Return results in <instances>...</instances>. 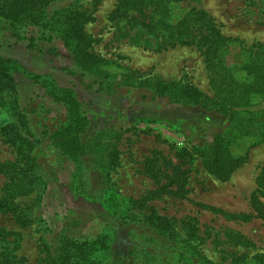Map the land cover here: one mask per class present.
<instances>
[{
  "label": "rangeland",
  "instance_id": "rangeland-1",
  "mask_svg": "<svg viewBox=\"0 0 264 264\" xmlns=\"http://www.w3.org/2000/svg\"><path fill=\"white\" fill-rule=\"evenodd\" d=\"M71 1L65 0L55 8L65 7ZM119 1L85 2L84 8L95 18L87 25L89 34L95 39L94 50L112 61L104 69L119 75L120 81L125 73L136 72L144 78L158 76L166 81L181 80L213 95L202 52L196 47L156 52L155 42L143 31H130L125 20L110 22V14ZM194 7L213 17L228 37L248 46L264 44V0H189L175 8V17L180 19ZM36 35L35 29L29 31V37ZM42 44L44 52L39 53L29 49L28 40L17 41L10 34L0 32V55L18 61L30 72L51 76L62 87L74 88L87 103L98 128L117 132L113 137L117 138L114 143L118 142L121 161L109 184L103 173L104 166L99 167L103 161L108 167V160L103 158L100 164L86 160L87 199L73 190L77 166L45 148L43 161L52 179L41 206H34L36 195L19 196L14 201L21 208H29L32 220L35 218L33 210L37 211L45 224L37 222L21 229L13 213L0 212V252L9 253V261L15 264L41 262L47 257L45 245H55L57 235L65 230L81 239H95L106 229L113 228L117 238L106 264H144L143 254L139 252L147 249L145 246L151 243L148 239L154 232L145 223L134 224L136 217L129 218L131 213L136 214L138 220L145 214L162 217L189 236L217 264H241L256 254H264V221L255 219L245 223L227 216L254 213L251 196L264 166V144L249 152L247 163L227 182L212 177L202 160L195 157L184 166V170H189L187 198L171 193L157 197L154 194L159 185L146 173L147 160L160 153L161 159L181 164L176 157L179 150H194L211 141L215 134L228 127V121L167 99L154 100L147 88L122 87L113 96L89 93L64 70L74 65L65 45L61 41ZM52 48H57V55L53 56ZM16 79L19 102L24 109L51 111L40 119L41 124L52 127L56 119L66 113L65 107L48 97L41 85L21 73ZM0 121L3 124L10 121L7 109L1 105ZM117 134L122 137L119 139ZM246 151L247 147H243L238 153ZM0 161L9 165L17 163L16 151L1 133ZM11 176L0 174V201L6 197L5 189ZM166 183L167 179L161 182L162 185ZM136 248L138 252L133 251ZM2 261L0 257V264Z\"/></svg>",
  "mask_w": 264,
  "mask_h": 264
},
{
  "label": "trees",
  "instance_id": "trees-1",
  "mask_svg": "<svg viewBox=\"0 0 264 264\" xmlns=\"http://www.w3.org/2000/svg\"><path fill=\"white\" fill-rule=\"evenodd\" d=\"M86 1L72 0L67 6L56 9L55 6L65 0H0V32L10 34L17 41L28 40L29 49L39 53L44 52L42 43L61 41L74 61L73 67L64 70L89 93L113 96L122 87L147 88L154 100L167 99L228 121V127L215 134L211 141L194 150H179L176 157L181 164L161 159L160 153L147 160L146 173L159 185L155 196L171 193L187 198L189 170H184V166L195 157L202 160L212 177L229 181L247 163L249 152L264 144V44L248 46L228 37L213 17L197 7L177 19L175 8L189 0H120L110 14V22L125 20L130 31H143L155 42L154 50L158 53L178 47L198 48L210 73L213 95L181 80L144 78L136 72L125 73L120 81L119 75L104 69L112 61L94 50L95 39L87 25L95 18L84 8ZM31 29L36 30V36H28ZM51 53L57 55V48H52ZM20 73L41 85L48 97L65 107L66 113L58 117L52 127L40 123L51 111L24 109L20 105L16 79ZM8 98L9 102L5 103ZM0 105L7 109L10 118L7 124L0 121V133L17 154L16 164L0 161V174H12L6 185V197L0 201V212L13 213L21 229L37 222L45 224L32 207L33 220L29 218L28 207L21 208L14 203L19 196L36 195L34 206H41L52 179L43 161L45 148L77 166L73 186L77 194L86 197L88 193L87 159L100 164L101 159L106 158L108 167L104 161L99 167L104 166L103 173L108 183L112 182V173L121 161L118 142L114 143L117 138L113 137L117 132L98 128L87 103L74 88L62 87L51 76L30 72L18 61L0 55ZM117 137L120 139L122 134ZM243 147H247L246 153L239 154ZM164 179L168 183L162 185ZM251 206L253 214L226 215L245 223L255 219L264 221V166L257 177ZM131 214L129 218L136 217L134 224L145 223L154 232L148 239L151 243L145 246L147 249L139 252L143 254L144 264H217L189 236L162 217L153 213L138 220L136 214ZM116 238L117 231L113 228L106 229L95 239H81L65 230L57 235L55 245H45L47 257L37 264H106ZM0 257H3L1 264H15L9 261V253L0 252ZM248 260L247 264H264V254H256L241 264Z\"/></svg>",
  "mask_w": 264,
  "mask_h": 264
}]
</instances>
